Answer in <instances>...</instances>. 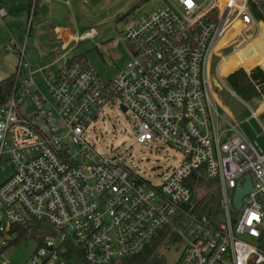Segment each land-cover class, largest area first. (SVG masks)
Masks as SVG:
<instances>
[{
  "label": "built area",
  "instance_id": "2783aa9c",
  "mask_svg": "<svg viewBox=\"0 0 264 264\" xmlns=\"http://www.w3.org/2000/svg\"><path fill=\"white\" fill-rule=\"evenodd\" d=\"M263 31L264 0H160L127 23L124 38L133 57L112 78L86 57L67 56L66 44L59 69L43 74L47 92L20 48L19 83L0 98V174L10 168L0 180V248L11 244L15 226L36 218L55 233L23 264H70L69 244L73 259L81 251L87 264H115L165 231L185 240L176 264H264V150L221 104L214 84L217 78L225 86L236 67H244L223 70L251 45L252 56ZM26 69L29 75L20 79ZM108 104L139 118L138 142L160 139L182 152L160 183L86 139ZM252 114L264 136V108ZM195 172L218 186L217 217L186 209L192 199L187 179ZM248 175L253 190L237 208L236 190Z\"/></svg>",
  "mask_w": 264,
  "mask_h": 264
},
{
  "label": "rangeland",
  "instance_id": "374dc122",
  "mask_svg": "<svg viewBox=\"0 0 264 264\" xmlns=\"http://www.w3.org/2000/svg\"><path fill=\"white\" fill-rule=\"evenodd\" d=\"M138 1L51 0L50 3H43L42 6H39L36 14L33 13L29 16L26 11V25L22 33L21 48L24 49L30 70L35 71L33 76L36 84L47 92L49 88L43 74L51 77L54 74L53 72L59 69L61 65L59 58L65 52L61 47V43L54 44V37H52L53 34L50 30V23L52 22L54 24L70 25L75 36L81 37L89 30L95 31L93 37L83 38L78 42L73 41L67 49V56L73 58L84 55L104 78H112L133 57L130 46L124 38L127 23L160 5V0H144L139 7L133 10L132 8ZM197 1L204 2V0ZM228 51L230 50H226V52ZM17 54L15 56L18 57L17 64H19L21 53L18 52ZM4 56L0 58V66L4 64L9 70L0 71V79L5 77L7 75L5 73H9L7 71L11 69ZM232 62L233 60H231ZM214 63L215 61H213V65ZM40 68H45L43 73L39 71ZM227 68L226 66L223 67L224 72ZM240 68L249 72V70L240 66H237L235 70ZM21 72L20 78L23 79L29 75L30 71L26 69ZM224 85L223 88L216 87L221 104L241 123L243 132L250 139L257 140L264 150L263 129L252 114V109L258 110L264 103V95L262 98L244 102L238 96L232 94L228 79H225ZM221 114L223 117H228L223 107L221 108ZM138 122L139 118L132 111H124L119 104H108L103 108L99 119L92 123L85 133V137L107 157L117 156L152 183L158 184L165 178L166 174L170 173L172 168L180 164L183 154L160 139L147 140L143 143L138 142L136 130ZM261 122L264 124L262 116ZM225 127L226 125L223 124V128ZM9 171L10 168H7L4 172H1L0 180H3ZM182 222L186 224V220H182ZM179 227L185 233L188 232L187 235L189 234V230H186L183 224ZM17 236L16 232L8 236V240L12 243L5 249L0 248V252L2 251L1 263L23 264L38 246V240L31 234L15 241ZM184 247L185 240L183 236L178 231H173L169 236L163 238L157 251L166 259L167 264H174L184 251ZM117 262L115 264H123L122 261ZM70 264L87 263L82 259H72Z\"/></svg>",
  "mask_w": 264,
  "mask_h": 264
},
{
  "label": "trees",
  "instance_id": "16d2710c",
  "mask_svg": "<svg viewBox=\"0 0 264 264\" xmlns=\"http://www.w3.org/2000/svg\"><path fill=\"white\" fill-rule=\"evenodd\" d=\"M143 1L144 0H142V2ZM252 50L253 49H251V51ZM255 51L256 52L252 58L249 57L246 59V57L249 56V53L241 57L242 61H245L244 63L249 67V69L257 65L264 66V48H260V41L256 44ZM83 57L85 56L79 55L74 59L77 60ZM228 81L232 90L246 102L255 98H262L264 95V71L260 67L252 69L249 73L240 68L229 75ZM18 83L19 79L17 71L0 82V98H3L16 88ZM187 184L192 189V199L186 206V209H192L193 212L199 215H207L209 218L217 217L220 209V193L217 184L214 181L206 179L197 172L193 173L187 179ZM28 223L30 224L27 226L21 224L14 227L13 231L18 235L15 241H18L21 237H24L27 234H31L38 240V242H41L46 236L55 233L53 227L44 220L33 218L30 219ZM165 232H163L160 236L155 237L137 255L130 258H123L119 261H122L123 264H167L166 259L157 251L158 246L163 241V238L170 235V233ZM69 248V257L73 259V246L69 244ZM76 257L83 260L82 252L78 251Z\"/></svg>",
  "mask_w": 264,
  "mask_h": 264
},
{
  "label": "crops",
  "instance_id": "0c3cea01",
  "mask_svg": "<svg viewBox=\"0 0 264 264\" xmlns=\"http://www.w3.org/2000/svg\"><path fill=\"white\" fill-rule=\"evenodd\" d=\"M50 2L51 0H0V9H3L4 12V14H0V58H3V56L6 55L4 56V59L5 61H8L11 68L10 71H7L9 73H5L7 75L0 79V82L17 71L18 57H16L15 54H17L22 47V33L24 26L26 25L25 12L27 11L29 16L33 13L36 14L39 6H42L43 3L48 4ZM140 3H142V0H139L132 9L134 10ZM46 26H48V24H46ZM50 30L53 34L52 37H54V44L61 43L63 50L65 45H70L73 42L72 39L75 37L74 30L70 25L68 26L59 23L54 24V22H52L50 23ZM4 69L9 70L8 67L3 64V66H0V71H3ZM242 101L244 100L242 99Z\"/></svg>",
  "mask_w": 264,
  "mask_h": 264
},
{
  "label": "water",
  "instance_id": "95a60500",
  "mask_svg": "<svg viewBox=\"0 0 264 264\" xmlns=\"http://www.w3.org/2000/svg\"><path fill=\"white\" fill-rule=\"evenodd\" d=\"M214 84L219 88H223L222 84L219 82L217 78H214ZM122 108L124 111L127 110L125 106H122ZM246 179H247V182L245 186H238L236 190V194L234 197V203L237 208L241 207L242 198L253 190V183H252L251 177L248 175Z\"/></svg>",
  "mask_w": 264,
  "mask_h": 264
},
{
  "label": "bare ground",
  "instance_id": "6f19581e",
  "mask_svg": "<svg viewBox=\"0 0 264 264\" xmlns=\"http://www.w3.org/2000/svg\"><path fill=\"white\" fill-rule=\"evenodd\" d=\"M261 39H264V31L262 32V34L260 35V37L258 38V40L256 41L255 44H257V43L259 42V40H261ZM252 46H253V45H251V46L249 47L248 50H241V51L239 52V54L235 56V58H232V59H231V60H233V62L231 63V60H230L229 62H227V63L224 65V67H225V66L228 67L227 70H229V69L231 68V66H232L233 63H238V64L244 66L246 69H249V67L245 65V63H244L245 61H242L241 57H242L243 55H246V54L249 53V56L246 57V59H248L249 57L252 58V56L254 55V53H253L252 56H251V54H250V53L252 52L251 49L254 48V47H252ZM227 70H226V71H227ZM263 108H264V103H263L262 106L259 108V111L262 110Z\"/></svg>",
  "mask_w": 264,
  "mask_h": 264
}]
</instances>
